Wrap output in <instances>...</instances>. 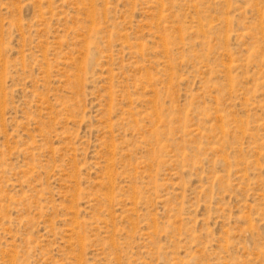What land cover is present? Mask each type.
<instances>
[{
    "label": "rangeland",
    "instance_id": "rangeland-1",
    "mask_svg": "<svg viewBox=\"0 0 264 264\" xmlns=\"http://www.w3.org/2000/svg\"><path fill=\"white\" fill-rule=\"evenodd\" d=\"M0 264H264V0H0Z\"/></svg>",
    "mask_w": 264,
    "mask_h": 264
}]
</instances>
